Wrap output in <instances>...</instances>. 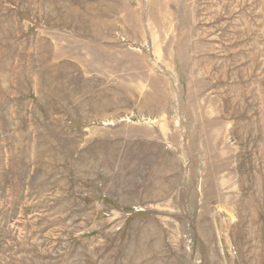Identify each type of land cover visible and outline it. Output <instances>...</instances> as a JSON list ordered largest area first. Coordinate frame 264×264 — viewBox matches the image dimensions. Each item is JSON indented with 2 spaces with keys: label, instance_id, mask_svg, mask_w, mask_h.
I'll list each match as a JSON object with an SVG mask.
<instances>
[{
  "label": "rangeland",
  "instance_id": "rangeland-1",
  "mask_svg": "<svg viewBox=\"0 0 264 264\" xmlns=\"http://www.w3.org/2000/svg\"><path fill=\"white\" fill-rule=\"evenodd\" d=\"M0 264H264V0H0Z\"/></svg>",
  "mask_w": 264,
  "mask_h": 264
}]
</instances>
